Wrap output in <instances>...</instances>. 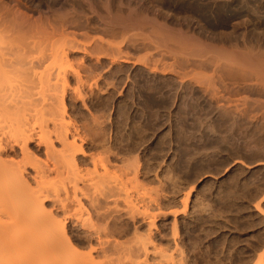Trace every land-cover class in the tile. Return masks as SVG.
Here are the masks:
<instances>
[{"label": "bare ground", "instance_id": "6f19581e", "mask_svg": "<svg viewBox=\"0 0 264 264\" xmlns=\"http://www.w3.org/2000/svg\"><path fill=\"white\" fill-rule=\"evenodd\" d=\"M132 1L0 0V264L147 255L141 239L119 240L141 223L152 233L154 216L136 224L137 210L121 207L137 170L99 138L91 152L99 97H130L146 125L167 118L172 141L213 134L215 117L264 134V0ZM77 230L94 242L86 253Z\"/></svg>", "mask_w": 264, "mask_h": 264}, {"label": "rangeland", "instance_id": "374dc122", "mask_svg": "<svg viewBox=\"0 0 264 264\" xmlns=\"http://www.w3.org/2000/svg\"><path fill=\"white\" fill-rule=\"evenodd\" d=\"M201 1L211 7L220 3L197 0ZM122 2V9L133 3ZM173 5L181 10L190 7L184 0ZM216 14L210 17L218 23L221 20ZM230 22H223L228 29ZM118 96L93 100L96 105L102 102L104 108L91 112V119L99 122L97 128H91V152H101L93 140L99 138V144L124 156L120 165L137 170V178L125 182L121 207L137 210L136 224L154 216V225L150 234L147 224L141 223L138 232L129 227L128 235L119 238L130 241L128 244L141 239L147 245V255L140 248L124 250L110 255L111 264H138L139 260L140 264H258L260 259L264 264V134L237 120L222 126L215 117L213 134L206 133L200 140L172 141L175 128L170 120L160 118L146 125L135 113L134 101ZM67 115L73 122L79 118L70 112ZM32 121L25 122L27 129L33 127ZM146 138L150 140L142 141ZM125 218H121L123 225L131 223L130 217ZM76 232L80 238L81 231ZM79 241L81 253L94 244L82 238Z\"/></svg>", "mask_w": 264, "mask_h": 264}]
</instances>
